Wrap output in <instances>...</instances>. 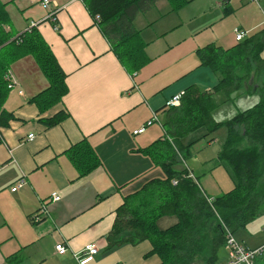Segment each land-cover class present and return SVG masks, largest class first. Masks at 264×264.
<instances>
[{
	"label": "crops",
	"instance_id": "0c3cea01",
	"mask_svg": "<svg viewBox=\"0 0 264 264\" xmlns=\"http://www.w3.org/2000/svg\"><path fill=\"white\" fill-rule=\"evenodd\" d=\"M41 1L5 0V3H9V14L12 7H17L22 16H30L26 20L32 24L41 23L48 14ZM54 1L59 7L60 30H54L50 22L42 23L39 29L67 75L69 93L62 107L69 116L54 127L41 123V118L54 112L39 116L37 107L29 100L45 90L48 81L45 82L32 57L12 66L17 85L5 109L15 119L1 130L0 139V264H9L8 258L19 251L23 255L19 264H79L76 256H82L87 245H95L99 250L87 264H160L155 256L144 257L151 250L148 242L103 254L106 236L124 196L135 193L152 179L164 177L162 169L153 167L150 158L141 151L165 136L163 126L154 124L139 135L134 131L141 129L154 113L163 123L167 101L189 87L209 91L218 84L214 72L200 66L196 51L208 43L225 49L238 45L240 42L236 38L235 43L230 41L222 29L226 17L237 10L242 15L229 24L228 32L236 28L247 30L245 39L264 34V0L254 8L245 6L252 5L248 0H239L240 7L236 6V0H205L206 5L200 11L211 15L217 1L222 14L201 21L194 7L203 0H189L179 12H172L167 0H158L150 11L139 14L135 20V27L147 43L150 63L134 77L112 52L82 0ZM53 8L56 7L52 3L50 9ZM183 20L193 24H184ZM30 25L18 27L17 32H24ZM209 25L211 29L206 35L201 29ZM186 27L191 34L182 37L180 31ZM261 57L264 58V49ZM239 98L248 100L241 102ZM258 102V94H242L235 101H227L225 97L223 107H230L231 119ZM214 118L218 122L226 120L219 121L215 114ZM83 139L89 140L101 166L79 178L63 153ZM214 141L207 143L210 148ZM219 152L208 161V157L201 160L205 163L198 169V175L188 165L205 193L208 194L206 189L213 193L209 196L224 194L234 187L226 166L216 163ZM222 173H227L230 180ZM22 179L25 186L12 192L11 188ZM53 193H58L61 200L55 201ZM43 204L47 213L42 212ZM166 219L159 220L160 228L177 223L169 226ZM234 235L251 249L264 244V204L261 215ZM59 243L68 248L66 255L56 251ZM217 255L215 264L226 262V246ZM204 261L200 256L193 264ZM257 264H264V253Z\"/></svg>",
	"mask_w": 264,
	"mask_h": 264
},
{
	"label": "trees",
	"instance_id": "16d2710c",
	"mask_svg": "<svg viewBox=\"0 0 264 264\" xmlns=\"http://www.w3.org/2000/svg\"><path fill=\"white\" fill-rule=\"evenodd\" d=\"M82 1L94 24L105 34L112 52L134 77L150 63L147 43L135 27V20L139 14L150 11L158 0ZM167 1L172 12H179L190 3L189 0ZM8 5L0 0V139L1 130L15 119V115L5 109L17 85L11 68L27 57L35 60L49 83L29 100L37 107L39 116L54 112L39 121L46 127H54L69 116L62 107L69 93L67 75L39 29L42 23L50 22L54 30L59 31L58 12L47 18L51 9L44 8L48 11L47 19L32 23L19 33L12 27ZM263 49L264 34L260 33L232 48L209 44L196 51L200 66L209 67L219 82L209 91L189 87L184 91L180 106H165V136L141 150L153 167L162 169L164 177L152 179L135 193L124 196L106 236L103 254L148 242L151 250L144 257L155 256L160 264H193L200 256L205 259L204 264H215L218 251L226 242L222 223L236 233L261 215L264 204ZM221 94L227 101H235L242 94H258L259 102L229 120L218 122L214 112L218 109L216 97ZM223 127L228 133L216 163L226 166L234 187L224 194L209 196L199 178L191 172L188 161L198 141H214L209 138ZM199 132H202L200 137L194 139ZM63 154L75 167L79 178L101 166V159L88 139L74 144ZM166 216H175L179 221L163 230L158 222ZM22 260L19 251L8 258V263L19 264Z\"/></svg>",
	"mask_w": 264,
	"mask_h": 264
},
{
	"label": "rangeland",
	"instance_id": "374dc122",
	"mask_svg": "<svg viewBox=\"0 0 264 264\" xmlns=\"http://www.w3.org/2000/svg\"><path fill=\"white\" fill-rule=\"evenodd\" d=\"M2 1L5 2V0H2ZM205 5H206V1L203 0L202 2L198 3L194 7V9H197L195 11L197 12L198 19L200 21L201 20H206L209 17H216V18H218L222 14V12L217 7V1L214 3L215 11L212 12L211 15L206 14V12L200 11L201 9H203L205 7ZM254 5L255 4H252V5H249L247 3L245 4V6L247 8H254V7H256ZM236 6L240 7L239 0H236ZM10 15H11V19H12V27L14 28L15 31H17V28L18 27L21 29V28H24V27H26V26H28V25L31 24V22H29L28 20H26L27 17H30V16H25V15L22 16V14L17 9V7H12L10 9ZM241 15H242V13H240L237 10L235 13L231 14L230 16H227L226 18H228V19L225 20V21H223V23H222V29H223L224 33H226V35L229 38V40L232 41L233 43H235L236 33L234 31L235 29L230 30V32H228V30H229V24L233 23ZM183 23L184 24H188V25H192L193 24V21L183 20ZM217 26L219 27L220 24L217 25ZM208 28L211 29V26L209 25L207 27L202 28L201 30L203 31V33L206 34ZM245 31H247V30H245ZM247 32H249V31H247ZM180 33L182 34V37H186L188 34H191V32L188 30L187 27L184 28V29H182L180 31ZM248 34H247V36H248ZM206 35H209V34L207 33ZM210 41L212 42V37H211ZM45 82H47L46 78H45ZM238 100H242L241 102H243V100H248V99L247 98H245V99L239 98ZM224 101H225V96L224 95H220V96H217L216 97V102L219 105V109H218L219 111H218V113L215 112L214 114H215V116L217 117V119L219 121H221L223 119H226V120H229L230 119L229 118L230 117L229 116L230 115V112H229L230 107H228V109L224 108L223 107L224 106V104H223ZM222 113L224 115L223 116H220ZM227 133H228L227 128L226 127H223L220 130H218L214 135H212L209 138V140L215 139V141L213 142V144H212L213 146L211 148L208 146L207 140H200V141H198V143L194 147H192V158H191V160H190V162H189L188 165L193 170L195 169V172H196L197 175L200 173L198 171V169L199 168H202L203 167L202 164L205 163V162H201V160H203L205 157H208L207 158V161H208L209 158H210V156L213 157L215 154H217L219 152V150L221 149L222 145L224 144V142L226 140ZM201 134H202V132H199V133L195 134L193 136V138L196 139V138L200 137ZM195 164H197V168L194 167ZM222 176H224L226 178V180H228V179L230 180V178L227 177V173H222ZM229 177H230V175H229ZM206 191H207V193L209 195H213V193L210 190L206 189ZM166 217H167L166 220H168V222H169V224H168L169 226L172 225L173 223H176V222L179 221L178 218L175 217V216H166ZM163 218H165V217H163ZM162 227H166V226H161V228ZM162 229H166V228H162Z\"/></svg>",
	"mask_w": 264,
	"mask_h": 264
},
{
	"label": "built area",
	"instance_id": "2783aa9c",
	"mask_svg": "<svg viewBox=\"0 0 264 264\" xmlns=\"http://www.w3.org/2000/svg\"><path fill=\"white\" fill-rule=\"evenodd\" d=\"M252 3L255 4H259L262 0H249ZM54 4V6L56 7L54 10H51V12L49 13L47 18H50L52 15H54L55 13H57L59 11V7L57 5V3L54 0H42V6L45 9H49L51 4ZM45 18V19H47ZM54 22L56 21V19H52ZM35 24V23H33ZM236 33V40L238 42L243 41L248 32L243 30V29H239L236 28L235 30ZM16 84V83H15ZM22 93V92H20ZM184 95V91L181 92L180 94H177L175 96H173L170 100L167 101L166 103V107L167 108H172V107H178L181 105V100L182 97ZM154 124H159L160 126H163V123H161L159 116L154 113L153 117L141 128L138 129L136 131H134L135 135H139V134H143L146 130L147 127H150ZM164 130V128H163ZM165 133V130H164ZM34 137L33 134L29 135V139L32 140ZM175 183V182H174ZM26 182L25 180H20L16 186L11 188L12 192H16L17 190L21 189L23 186H25ZM52 197L54 198L55 201H60L61 197L58 193H53ZM42 212L47 213V209L45 208V205H42ZM224 231H225V246L227 248L228 251V259L226 262L222 263V264H257V259L264 253V244L256 249H251L247 246H245L243 243H241L234 235V233L224 224L222 223ZM56 251L60 254V255H66L68 248L66 247L65 244L59 243L56 246ZM98 248L95 245H87L85 247V249L82 252V256H76L78 263L79 264H87L90 261H92L95 256L98 253Z\"/></svg>",
	"mask_w": 264,
	"mask_h": 264
}]
</instances>
